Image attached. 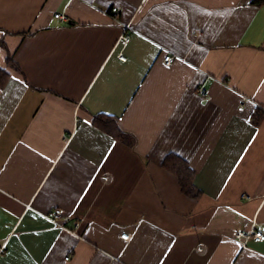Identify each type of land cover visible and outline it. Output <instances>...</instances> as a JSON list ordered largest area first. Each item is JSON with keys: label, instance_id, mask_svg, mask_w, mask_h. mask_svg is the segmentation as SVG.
Listing matches in <instances>:
<instances>
[{"label": "crops", "instance_id": "1", "mask_svg": "<svg viewBox=\"0 0 264 264\" xmlns=\"http://www.w3.org/2000/svg\"><path fill=\"white\" fill-rule=\"evenodd\" d=\"M254 1L0 0V264H264V242L233 237L264 229Z\"/></svg>", "mask_w": 264, "mask_h": 264}, {"label": "trees", "instance_id": "2", "mask_svg": "<svg viewBox=\"0 0 264 264\" xmlns=\"http://www.w3.org/2000/svg\"><path fill=\"white\" fill-rule=\"evenodd\" d=\"M254 3L257 5H264V0H256ZM8 64L11 65V67L15 66V63L10 57L8 58ZM8 79V72L0 69V88H3L7 84ZM263 113L264 111L261 108H257L252 115L253 123L259 124L263 118ZM93 123L97 128L114 137L124 134L115 117L98 115L94 118ZM163 165L177 176L185 194L190 197L198 198L200 191L194 185L195 172L189 167L187 162L177 156L168 155L165 158Z\"/></svg>", "mask_w": 264, "mask_h": 264}, {"label": "built area", "instance_id": "3", "mask_svg": "<svg viewBox=\"0 0 264 264\" xmlns=\"http://www.w3.org/2000/svg\"><path fill=\"white\" fill-rule=\"evenodd\" d=\"M111 13L116 16L119 13V9L115 7L112 9ZM55 17L60 18L62 20H66V17L59 15V14L55 15ZM123 29H124V35L121 37V41L124 45H126L131 40V36L129 34V31H131L132 28H131L130 24H125ZM119 58L121 61H124V62L127 60V57L122 53L119 54ZM175 60H176L175 56L166 55L164 58V63L166 66H172L173 63L175 62ZM200 92L203 96L206 95L205 89H201ZM61 217H62V212L60 210H57V211L52 213L50 219L55 221L57 219H60ZM79 225L80 224H76V227H78ZM121 237L124 240H129L130 235L128 233H123L121 235ZM125 237H127V239H125ZM233 237L235 239L239 240L240 242H242L244 245L247 244L248 241H251L253 243H261V242H264V229L258 228L249 234L245 233L243 230H238V231H235L233 233ZM69 258H70V256H68L66 259H69Z\"/></svg>", "mask_w": 264, "mask_h": 264}, {"label": "snow or ice", "instance_id": "4", "mask_svg": "<svg viewBox=\"0 0 264 264\" xmlns=\"http://www.w3.org/2000/svg\"><path fill=\"white\" fill-rule=\"evenodd\" d=\"M125 239H127V237H125Z\"/></svg>", "mask_w": 264, "mask_h": 264}]
</instances>
